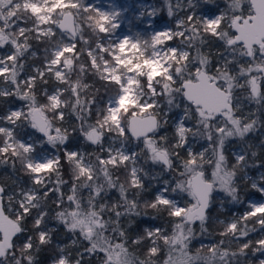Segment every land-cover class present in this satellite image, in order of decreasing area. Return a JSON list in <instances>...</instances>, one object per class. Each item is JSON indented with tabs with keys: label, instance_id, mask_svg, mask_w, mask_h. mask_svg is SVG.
I'll return each instance as SVG.
<instances>
[{
	"label": "snow or ice",
	"instance_id": "obj_1",
	"mask_svg": "<svg viewBox=\"0 0 264 264\" xmlns=\"http://www.w3.org/2000/svg\"><path fill=\"white\" fill-rule=\"evenodd\" d=\"M203 2L210 4L213 0ZM226 2L227 8L219 13L200 15L194 11L197 0H165L169 18L180 11H193L178 17L175 28L155 30L149 38L136 33L134 39L116 41L112 37L121 26L122 16L116 7L98 11L84 0H0V98L14 96L24 102V107L9 108L0 115V164L10 163L30 182V186H21L8 195L7 204L5 187L0 185V264H35L33 250L52 243L56 229L48 226L51 219L71 234V246L82 248L73 261L66 254L69 245L57 246L59 255L53 264H91L100 252L104 253L101 264H158L153 258L162 251L161 241L167 252L163 264H241L240 258L248 255V249L253 255L264 254V202L250 200L243 213L216 221L222 225L219 235L226 239L205 246V256H200L199 250L195 256L189 255V245L195 238L192 224L199 221L200 232H208L211 217L206 211L213 192L224 193L230 197L229 202H241L238 172L264 164L245 140L249 133L264 127V121L255 113L237 116L241 104L235 95L237 89H245V98L259 106L258 112L264 111V0ZM245 3L247 9L243 8ZM155 13L153 9L151 15ZM85 31L90 33L89 38H85ZM208 37L222 42L228 53H220L214 71L211 60L201 51L209 43ZM176 39L183 47L167 43ZM33 40L46 45L43 63L32 66L34 74L21 79L29 54L36 56L34 51L30 53ZM78 43L85 47L78 48ZM188 49H194L196 55L190 56ZM85 53L89 63L81 62ZM243 58L247 59L241 63ZM89 71L106 82L103 86L108 95L102 103L95 94L85 95L92 87L83 79ZM50 80L57 86L51 91L42 89L45 102L41 103L35 90ZM158 97L166 100L169 111L183 108L175 124L174 143L167 135L156 138L167 124V119H158ZM69 114L75 116L77 125L66 121ZM26 127L34 131L23 133ZM190 135L210 142L212 158L206 157L207 148L194 152L191 146L186 147ZM81 137L94 146L91 152L65 147L70 139ZM230 138L244 144L233 154L231 168L224 154ZM130 139L143 144L140 152L127 147ZM180 148L185 149L186 159L175 151ZM173 157L181 159L183 168L179 172L183 179L174 183L161 181L160 174L150 177V171L139 163L143 160L144 165H161V172L168 173L176 171ZM62 160L68 165L70 185L62 178ZM205 164L212 166L211 178L205 174ZM121 170L123 181L115 175ZM149 178L158 182V186L152 185L157 190L151 200L141 203L139 197L149 191L145 183ZM245 179L264 196V175ZM65 185H69L66 191ZM84 189L88 190L87 197L81 195ZM113 189L119 199L108 202L106 198ZM132 189L136 191L130 198ZM52 193L54 216L42 203ZM183 194L195 203L181 204L177 197ZM149 208L157 214L152 219L162 212L179 218L172 221L171 234L160 227H146L131 238L128 228L134 221L124 218L147 216L141 209ZM33 210H37L35 214ZM30 215L38 240L35 245L32 235L18 236L29 231L23 221ZM255 232L261 234L257 239H245ZM13 237H17L16 242ZM129 240L141 246L148 241L145 258L130 251ZM234 243L235 250L231 247ZM259 264H264V259Z\"/></svg>",
	"mask_w": 264,
	"mask_h": 264
},
{
	"label": "trees",
	"instance_id": "obj_2",
	"mask_svg": "<svg viewBox=\"0 0 264 264\" xmlns=\"http://www.w3.org/2000/svg\"><path fill=\"white\" fill-rule=\"evenodd\" d=\"M164 13H165V9L163 11V14ZM84 34H85V38H89L90 33L88 31H85ZM91 39H93V37H91ZM30 43L32 44V48L30 49V53L34 51L36 54L41 55L42 51L46 45L42 42H37L35 40L30 41ZM77 47L80 48V47H85V46L82 45L81 43H78ZM81 62L89 63L86 53L81 56ZM39 64H40V62H39L38 58L31 57L29 54V57L27 58V62L25 63V70L22 73L34 74L31 71L32 66H35V65L37 66ZM75 79H76V74H73V80H75ZM83 79H84L85 83L92 85V87L88 89V91H87V93H85V95L91 96L92 94H95L97 101L102 103L103 99L105 97H107V95H108L105 91L104 86H103L106 82L101 81L99 79V77L94 75L91 71L87 72ZM55 85L56 84L53 80H50L49 84H47V85H44L42 83L38 85V88L35 91L37 92V98L41 103L45 102V97L42 95V89L48 88L51 91ZM96 89H99V91L97 92ZM237 92L242 93L243 89H237ZM237 92H235V93H237ZM244 95H246V91H245V93L242 94V96H244ZM163 100H165V99L163 98ZM21 104H24V102L16 99L14 96L13 97H7V98H0V115H3L7 111V108L9 106H17V105H21ZM167 107H168L167 104H165L164 108L167 109ZM172 110L175 111V109H172ZM66 111H67V109H66ZM238 112H241V110ZM260 115H262V117H263V118H261V120L264 121V113H260ZM68 116H71L70 118L72 119L74 125H77L79 123L78 121H76L75 116L70 115V114ZM94 119H95V116L92 117V121H94ZM158 119H161V121H162V118L160 116L158 117ZM187 123H189V122H187ZM261 130H264V127H261ZM22 132L28 133V132H33V131L28 130L26 127L22 130ZM36 135L38 136L39 134H36ZM161 135H167L169 137V141L174 143L177 138L175 136V127H174L173 123L165 124L164 127H162L157 132V139ZM252 136H253V140L250 139L253 142V144H252V142L250 143L252 145V150L257 151L259 154L256 159L260 162H264V149L256 146L257 143L262 142L261 138L257 134H253ZM200 139H202V138H200ZM250 140L247 139L246 140L247 143H249ZM82 146L86 149L87 152H91L93 147H94V146L92 147L91 145H88L86 142H84L82 137L80 138V140L70 139L69 143L67 145H65V147H68L69 149L82 147ZM239 146L244 147V144L241 142V143H239ZM175 151L179 153L180 158H183V159L187 158V153H186L185 149L180 148V149H176ZM226 152H227L226 157L228 160V166H229V168H231V166L235 163V159L233 157V154L230 151L226 150ZM173 161H174V168L176 169V171L168 172L166 175L161 172V168H162L161 165H150V164L144 165L143 160H139V163L142 166H144L147 170L152 169L151 168L152 166L157 167V169L155 171H156V174H160L159 179L161 181L164 179H168L170 181H173V183H174L177 179H182V177L179 176V172L183 171V168L181 167V159H178L177 157H173ZM61 163L65 165L64 168L62 169V178L65 180H69V185H70L71 179H70V172L68 170V165L63 160L61 161ZM261 167H264V164H262ZM16 168L17 169L20 168L19 163H17ZM204 168L206 169L205 174H208L209 170H211V166L209 164H205ZM258 168H260V167H258ZM258 168L257 167H251V168L246 169L243 172H238L236 181H237V186H238V196H239L241 202L232 203V202H229L230 197H227L224 195V199H220L216 194L212 195V203H211L210 209H209L208 214H207L211 217V220L208 224V232L201 233L199 226H197V225L195 226V230H194L195 238L192 240L191 244L189 245V255L190 256H195L197 254L198 250H199L200 256H205L208 254V249L205 246L211 245V242L217 243L221 239H226L225 237H221L219 235V232L222 231V225H220L219 223L216 222L218 220H222L226 215V212L222 210L220 205H222V202H223V204L227 208H229V212H231V213L234 211H239V212L245 211L247 201L252 196H255L257 194L255 192V190L251 188L250 182L245 179V173L246 172L256 173ZM115 175L120 176L121 181L124 180L122 170L119 172H115ZM23 181L25 183H29L28 178L26 176H24L22 172L14 171L10 163L9 164H0V182L3 185H6V186L11 185L13 187V189H16L18 187V184L22 183ZM53 182H55V177H53ZM147 182H148V179L145 180L146 185H147ZM69 185L64 186L65 191L67 190ZM156 185L158 186L157 181H156ZM135 191H136L135 189L130 190V192L128 193L130 198L132 196V193H134ZM154 193H155V188L149 189L148 192L143 193L141 195V197H139L141 203L145 199L151 200L153 198ZM81 195L83 197H87L88 190L87 189L82 190ZM54 197H55V193H52V195L48 198V200L43 202L44 209L49 212L50 216H54L53 210L56 209V205L54 203H52V200L54 199ZM188 197L189 196H186V194H183L182 196L177 197V199L180 200V202L184 203V202H186V199ZM106 199L108 200V202H115L119 199V193L115 189H113L108 194V197ZM5 204H7L6 198H5ZM36 211L37 210H33V214H35ZM141 211L146 212L147 216L141 215L139 217L133 216L130 218H124L125 220L131 219L132 221H134L132 226L130 228H128V233H129L131 238H135L136 235L142 234L143 229L146 228V226L153 224V223L158 225V227L165 229L166 234H171V232H172V221L179 219L176 217H169L166 212H162L157 216L156 219H152V218H150L151 216L157 215L154 210L149 208V209H141ZM32 221H33V215L28 216L27 219L23 221L24 226L29 231L26 233L18 234V236L19 237H26L28 235H32L33 236V243L35 245L38 243V240L36 239L35 234H34L36 230L33 229V227H32ZM52 222L56 225V231L53 232L52 243L50 245L40 246L39 251L33 250V255L35 258V264H51L53 262V260L59 255V252L57 250L58 243H64L65 245H69L66 248V251L69 253L70 258L73 259V261L76 258H78L77 257V251L82 250V248L78 249L76 247L71 246V243H70L71 234L66 233L64 226L62 224H58L54 219L49 220V224ZM125 226L127 227V225H125ZM249 226H252L251 221L249 222ZM256 227H259V226L257 225ZM259 235H260L259 232L251 233L250 236L245 238V239L255 240L259 237ZM16 241H17V237L15 238L14 242H16ZM18 242L22 243L23 240H19ZM87 243H88L87 241L83 242L84 245H87ZM160 243H161L162 251L160 253H158L157 256L154 257L153 259H155L158 262V264H163V261L167 258V252L164 249L162 241ZM202 243L207 244V245H202ZM147 244H148V241H145L144 246L132 245L131 240H129L128 246H129L130 251H132L137 257L145 258L146 252H147V249H146ZM225 247H228V245L226 244ZM231 247L233 250H235L237 248V244L234 243L231 245ZM247 251H248V255L246 257L240 258L241 264H259V261L261 260L262 254L257 253L255 255H253L251 252V249H248ZM17 255H19V252H17ZM98 255H99V257H97ZM102 256H104V253H102V252L98 253L96 256H93L91 264H100V262L103 260V259H101ZM25 264H26V262H25ZM85 264H87V262H85Z\"/></svg>",
	"mask_w": 264,
	"mask_h": 264
},
{
	"label": "rangeland",
	"instance_id": "obj_3",
	"mask_svg": "<svg viewBox=\"0 0 264 264\" xmlns=\"http://www.w3.org/2000/svg\"><path fill=\"white\" fill-rule=\"evenodd\" d=\"M174 2H175V0H173V3ZM84 3L86 5H88L90 8L95 7L98 11H110L112 7H116L117 10H119L122 13L121 26H120V28H118L116 30V34L112 37V39L116 40V41L122 40L125 37H132L134 39L136 33H140L145 38H149V37H151V35L154 34L155 30H162L165 28H175V26H176L175 21L178 17H182V16L186 15V11L187 12L193 11L192 9H188L186 11H180L178 13V15H174L173 17L169 18V16L167 15V8L165 6V0H84ZM226 8H227L226 0H213V3H210V4L204 3L203 0H197V7L194 9V11H196L197 14H200V15H203V14H209L210 15L213 12L219 13L221 10H224ZM243 8L247 9L248 4L245 3L243 5ZM153 9L156 10L155 15H151ZM164 9H165V13L163 14ZM57 32H59V29H57ZM94 39L95 38L93 37V39H91V40L94 42ZM207 39L209 40V43L202 46L201 51L203 53H205L209 57V59L211 60L212 69L214 71L215 68L219 66L218 60L220 59V53H223L224 56H228V53L224 50V45L222 42L217 41V40H215V38H212V37H208ZM167 43L169 45H172L175 47H183V45L180 44L179 39L171 40V41H168ZM7 47L8 46L6 45L5 48L7 49ZM188 50L190 52V56L196 55V52L194 49H188ZM0 51H3V50H0ZM43 56H44V51H42L41 55L36 54V56L34 57V58H38V60L40 62V64L37 66H42ZM109 59H110V57H109ZM246 59L247 58H243L241 60V63H243L244 60H246ZM230 67H232V66L230 65ZM236 70L238 71V68ZM25 75H26L25 73H21L20 78L23 79V77ZM129 75H133V74L129 73ZM253 75H255V73H253ZM141 79L143 81V78H141ZM242 82H243V78H241V83ZM55 84H56V82H55ZM56 86L57 85H55L54 87H56ZM59 87H65V85H59ZM245 91L246 90L243 89V92L239 93L236 90L237 93H235V95L237 97H239V100L236 102L241 104V109H240L241 112H237L236 115L237 116H241V115L247 116L250 113H255L257 116H260V118H263L262 115H260V113H264V111L258 112L257 109L259 106H257L254 102H250L248 99H246L245 95L242 96V94L245 93ZM261 91H264V81L261 82ZM65 95L67 96V93H65ZM106 99H107V97H105L103 99V101ZM157 99L159 100V102L161 104L160 117L162 118V121L164 119H167V123H173V125L175 127L176 122L183 115V108L175 109V111H173V110L169 111L168 107H167V109L164 108L165 104H167V103L165 100H163V97H158ZM183 103L187 104V101L185 100V101H183ZM22 107H24V104L17 105V106H9L7 108V110L9 108L17 109V108H22ZM149 111H152V110L149 109ZM165 113H167L166 116H165ZM48 115L51 116V113H48ZM70 117L71 116L67 115L66 121L68 123L74 125V123ZM187 124H188V126H191V122H189ZM27 129L34 131L30 128H27ZM253 134L259 135L261 138V141H264V130H261V128H259V130L256 131L255 133H249L248 136L245 137V140H247V139L253 140V136H252ZM126 135H128L130 137L129 133H126ZM155 135L157 138V133ZM252 140H250L249 143H251ZM239 143H241V142L236 138H230L229 140H227L225 143L224 154L227 156L226 150L230 151L232 154H234L235 152H238L241 149V147L239 146ZM252 144H253V142H252ZM118 146L119 145H117V147ZM187 146H191V148L193 149L194 152H199V151H202L205 148H207L208 151L205 153V155L208 158H212V148L210 146V142L207 141L206 139L193 138L190 135L188 137V145H186V147ZM256 146L264 149V144L262 142L257 143ZM127 147L134 149L137 152H140L141 149L143 148V144L138 143V142L130 139ZM82 148L86 151V149L83 146H82ZM45 149H48L47 145H45ZM73 149H75V148H73ZM48 150L51 151V149H48ZM233 157H234V155H233ZM209 165L211 166V164H209ZM151 168L152 169L149 170L150 171V177L157 175L156 171H155L157 169V167L152 166ZM211 171H212V166H211V170H209L208 174H206V176L208 178H211ZM164 174L166 175L167 173H164ZM261 175H264V167L258 168L256 173H250V172L245 173V177H251L253 179H258L259 176H261ZM246 180H248V179H246ZM248 181L250 182V185H251V180H248ZM0 184L3 185L1 182H0ZM152 185H156V181H153L149 178L148 182H147L148 188L149 189L155 188V187H152ZM3 186L5 187V198L7 199L8 195H11L14 192L18 191L21 186H30V182L25 183L23 181L22 183L18 184V187L16 189H13V187L11 185L10 186L3 185ZM156 190L157 189L155 188V191ZM256 193L257 194L255 196H252L247 201V203L250 200L264 202V196H261V194L259 192H256ZM213 194L214 195L216 194L220 199H224V193H222V192H213ZM189 202L195 203V201L192 200L191 197H188L186 199V202H184V203L181 202V204L186 205V206H191V204ZM220 206H221L222 210L226 212V215L222 220L229 219L234 215H239V214L244 212V211L243 212L234 211L231 213V212H229V208H227L224 204H222ZM10 218H13V217L10 216ZM196 225L199 226V221H196L195 223L192 224L193 230H195ZM48 226L56 229V225L53 222L50 223ZM146 227H148V228L158 227V225L153 223V224H150ZM70 243H71V241H70ZM211 244H213V243L211 242ZM202 245H207V244L202 243ZM58 246L63 247V246H65V244L64 243H58ZM66 254L69 255V253L67 251H66ZM97 257H99V255ZM103 257L104 256H102L101 259H103ZM262 259H264V254L261 255V260ZM51 264H53V262ZM100 264H101V262H100Z\"/></svg>",
	"mask_w": 264,
	"mask_h": 264
},
{
	"label": "water",
	"instance_id": "obj_4",
	"mask_svg": "<svg viewBox=\"0 0 264 264\" xmlns=\"http://www.w3.org/2000/svg\"><path fill=\"white\" fill-rule=\"evenodd\" d=\"M129 134H130V133H129ZM149 135H152V134H149ZM130 136H131V134H130ZM0 185H1V184H0ZM212 195H213V194H212ZM209 209H210V207L207 209L206 214H208ZM15 238H16V237H13V240H15Z\"/></svg>",
	"mask_w": 264,
	"mask_h": 264
}]
</instances>
